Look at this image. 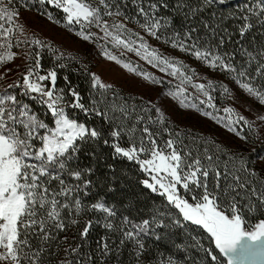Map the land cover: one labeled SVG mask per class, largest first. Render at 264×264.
<instances>
[{"label":"snow or ice","instance_id":"6c2138e0","mask_svg":"<svg viewBox=\"0 0 264 264\" xmlns=\"http://www.w3.org/2000/svg\"><path fill=\"white\" fill-rule=\"evenodd\" d=\"M33 3L39 5L42 14L50 20L53 15L48 9L59 10L68 25L80 26L77 35L83 40L93 39L94 34L86 29L92 26L101 29L115 47L135 51L149 64L160 66L162 72L180 79L181 85L191 84L206 98L200 100V104L217 108L210 95V90L215 87L211 80L207 84H193V77L187 74L186 65L181 61L160 55L144 42L142 36L137 37L140 40L138 48L134 47L136 40L132 36L137 34L129 32L123 22L110 26L105 19L131 18L148 35L159 40L158 32L173 25L171 17L161 15V9L169 7L167 0H97L96 3L92 0H33ZM214 3L221 8L228 7V0H196L195 6L189 0H178L177 11L187 22L195 20L205 7ZM18 4L27 7L29 0H0V67L18 56V52L13 51L21 44L17 33H24L18 22ZM130 5L134 8L132 17L126 12ZM241 13L236 17L242 21L237 29L239 40L236 44L240 45L237 51L245 57V65H255L254 75H250L246 67L238 70L233 65L235 53L221 51L226 42L232 41V33L221 26L225 19L232 18V13L228 17L219 15L215 25L203 23L207 35L202 41L197 38L186 44L179 38L181 34L175 32L165 42H171L173 49L179 48L182 52L190 50L192 56L209 68L235 74L233 79L239 88L264 105V85L257 87L253 82L256 77L264 79V43L253 49L241 44L252 29L257 26L264 29V0H252ZM197 31L190 27L183 35L191 41ZM32 42L45 46L39 39ZM103 54L109 60L122 63L108 51ZM24 55L29 64L22 74V82L8 86V89L20 88L22 91H0V264H40L43 246L56 240V233L79 224V218L88 212L101 215L84 221L78 232L83 244H87L94 224L101 225L118 239L117 242L105 236L97 242L98 264H106L109 257L118 259L127 244L132 245L130 255L136 264H145L141 258L146 252L147 239L160 241L163 235L158 230H186L188 223L207 233L218 254H214L212 248H205L199 238L188 234L191 243H175L176 256L161 253L156 264H204L203 258L195 261L189 255L193 249L202 250L212 264H264V178L248 167L244 157L221 149L212 141L204 143L214 145V150L192 148L185 143L187 134L170 130L158 108L159 115L154 120L146 109L138 110L127 101L117 103L115 97H106L104 92L111 85L95 74H91V88L104 92L92 96L86 103L67 76L63 78L66 87H58L57 71L42 68L39 52H25ZM123 67L137 72V68L128 63H123ZM138 74L152 83H160L149 73ZM219 87L231 96L228 87ZM168 94L183 107L200 111L196 104L185 102L188 96L184 87L177 85ZM33 105H39L42 114ZM69 109L79 110L85 117L101 118L109 125L108 135L101 128L74 118ZM223 113V117L207 111L203 115L217 123L226 121L224 126L241 140L248 139L246 133L259 137L254 124L235 108L225 107ZM258 119L264 123V113L258 114ZM123 138H127V146L119 142ZM101 144L113 150L114 159L135 162L148 176L140 183L163 197L169 211L156 209L148 218L139 221L125 215L117 222L115 206L108 205L103 199L85 203L82 197L91 196L94 188L91 178L94 169L91 166L81 168L79 159L82 154L95 159L96 149ZM109 168L114 171L111 165ZM261 171L264 172V168ZM108 190L114 191L112 187ZM33 239L38 241L37 245L32 244ZM81 246L67 250L68 255L77 256L75 261L65 259L61 264H93V254L81 253Z\"/></svg>","mask_w":264,"mask_h":264},{"label":"trees","instance_id":"16d2710c","mask_svg":"<svg viewBox=\"0 0 264 264\" xmlns=\"http://www.w3.org/2000/svg\"><path fill=\"white\" fill-rule=\"evenodd\" d=\"M93 3H96L97 0H92ZM252 0H228V7L221 8L219 4L214 3L211 6L205 7L204 10L195 18V20L185 21L182 15L177 11V3L178 0H167L169 5L168 9H161V15H167L171 17L173 21V25L167 29H161L158 32L161 39H167L172 36L175 32H179L180 39H184L186 44H191L195 42L197 38L201 41L206 37L207 31L203 28V23H209L215 25L218 22V16L223 15L228 17L229 13H232V18L225 19L222 27H227L229 32L232 33V41L226 42L222 52H230L235 53V59L232 61L233 65L238 69L242 70V66L247 68V71L250 75H254V67L253 64L251 67L245 65V57L240 54L237 49L240 45L236 44V41L239 40V36L237 33V29L239 25L242 23L239 20L238 16H240L241 10L245 7L246 4L251 3ZM189 3H192L194 6L196 4V0H189ZM19 7V12L22 13L24 11L31 10L33 12H37L42 14L43 9L40 8L39 5L33 3V0H29V4L27 7L22 5H17ZM49 12L52 13L54 19L56 21L63 22L64 16L59 10L48 9ZM56 12V14L54 13ZM127 15L132 17L134 15V8L130 5L126 10ZM46 15V14H44ZM137 19H141L137 17ZM128 21H133L131 18L126 19ZM190 27H195L198 29L197 32L193 33V38L191 41L185 39L184 33L189 30ZM264 29H260L259 26L257 28L252 29L245 37L241 44L245 48L253 49L257 48L260 43H264V35H262ZM224 35H227L225 33ZM41 57V66L46 70L55 69L58 74V87L64 88L66 87L64 77L67 76L71 81L72 86L76 87V89L81 93L84 101L89 102L92 96H98L100 92H104V90H97L91 88V71H86L80 67H77V63H72L71 60L66 59H58L54 54L50 53L49 50H43L40 53ZM195 63H199L194 57ZM67 63V64H66ZM63 64V67L60 65ZM199 69H205L207 64L204 62L197 64ZM208 71L212 73L215 71H219L220 76L223 77L224 80L217 81L215 83V87L213 90H210V95L213 96L214 101L218 104V109H223L225 107L224 101L217 100L221 93L222 88L220 85H224L226 87L229 86V89L232 88L236 84L233 79L232 73H228L227 71H221L219 69H212L207 67ZM2 73V67H0V76ZM3 77V76H2ZM22 80L14 83L7 82L4 77L0 78V91L8 89L9 85L20 83ZM257 87H261L264 85V79L256 77L253 81ZM195 84V83H193ZM217 88V89H216ZM9 91H13L19 93L22 91L20 88L8 89ZM218 90V91H217ZM199 91L193 94L194 98H198L199 100L206 99ZM104 95L108 98H116L117 103H127L130 106L136 107L139 109H146L147 114L152 116L155 120L159 113L156 112L157 107L151 104L149 101L139 98L137 96L128 94L123 90H119L111 87L109 90L104 92ZM121 97L123 99H121ZM26 102L27 98H24ZM197 99V100H198ZM38 111L40 109L39 105H33ZM73 117L80 120L81 122H85L89 126L101 128L105 135H108L109 125L102 121L101 118L95 116L85 117L83 113L79 110H71ZM140 114H144L141 112ZM224 114L221 113L218 117H223ZM47 119V117H45ZM217 122V121H216ZM223 125L226 121L221 122ZM168 127L172 131H176L183 134H187V138L185 139V143L189 144L192 148L203 150L204 147H210L214 150V145L205 144V141H212L215 145H221L218 141L212 140L206 137V140L201 141L197 135L198 133L182 131L180 128L175 127L173 124L167 123ZM238 128L240 126H237ZM255 131L257 129L255 128ZM248 135L247 140L240 139V145L242 146L243 151L240 152V156L244 157L248 161V167L257 172L258 176L264 178V172L261 171L264 168V137L259 134L257 137L254 133H246ZM236 135V134H235ZM196 138L197 140H195ZM122 146H127L128 141L127 138L121 139L119 141ZM199 143V145L197 144ZM221 149L226 150L223 146H219ZM87 151V149H86ZM97 156L95 159L90 158L87 155H81L79 159V165L81 168L85 167H93L94 175L91 177L93 180L94 188L91 196L82 197L85 203L91 204L95 202L97 199H103L108 205L115 206V210L117 212L116 221H119L121 216H128L133 220L139 221L144 218H148L152 211L156 209H163L164 211H169V206H167V202L163 197H160L157 193H152L151 190L146 189L140 183L143 179H147L145 173L139 170V166L135 164V162L128 161L125 158H113V150L110 147H106L104 145H100L96 149ZM111 165L114 168V171L109 168ZM109 187H112L114 191H109ZM172 212H175V209H171ZM101 214L88 212L83 214L80 217V223L74 226H70L64 232L56 233L57 239L52 241L49 245H45L44 251L41 254L40 264H61V261L65 259H71L75 261L77 256L75 254L68 255L67 250L75 245H82L80 247L81 253H89L91 252L94 256L93 264H98L99 255L97 253V242L100 241L103 237L108 236L111 237V240H116L118 242L117 236L112 232H107L101 225L94 224L93 228L90 230V234L87 240V244H83L78 235L79 230L83 227V223L85 220L92 218L96 219ZM163 235V239L160 241H155L152 238H149L145 241L146 244V252L145 255L141 258L145 264H156V260L160 258V254L163 253L165 255H173L176 256L177 249L174 247L175 243H191L192 241L189 239V235L197 237L201 240L202 244L205 248H212L214 254H218V250L215 249L214 243L211 242L207 233H205L198 226H193L190 223L187 224L185 229H163L158 230ZM67 237V240L64 239ZM111 240L109 242H111ZM33 245H37L38 241L35 239L32 240ZM132 245L127 244L123 248L122 254L117 259L115 257H109L106 260V264H136L135 259L130 255L132 252ZM189 255L195 261H200L202 258L204 260V264H212L209 257H206L202 250H191ZM224 258L221 257V260ZM191 264V262H189Z\"/></svg>","mask_w":264,"mask_h":264},{"label":"rangeland","instance_id":"374dc122","mask_svg":"<svg viewBox=\"0 0 264 264\" xmlns=\"http://www.w3.org/2000/svg\"><path fill=\"white\" fill-rule=\"evenodd\" d=\"M56 14V12H54ZM109 25L113 23L123 22L129 32L135 33L132 39L136 40L134 47L139 46L140 40L138 36L144 38V42L148 43L151 48L157 50L160 55L170 57L181 61L186 65L188 75L193 77L192 83H205L209 80L215 83L224 80L220 76L219 71L211 72L205 69H199V63H195L194 56L191 51L182 52L179 48L173 49L171 42H165L167 39L157 40L155 37L148 35L139 23L131 22L120 17H106ZM19 24L24 28L23 35L17 33L21 44L18 49L13 51L18 52V56L13 62H8L2 67L1 76L9 83H14L22 80V74L25 72L29 64V60L24 53H41L43 50H49L58 59L71 60L72 63H77L78 66L86 71H91L92 74L99 76L105 84L111 87L123 90L124 92L145 99L157 107L164 114L167 123L173 124L180 130L198 133L201 141L206 140V137L218 141V146H223L228 152L235 153L240 156L243 151L240 145V139L234 132H230L222 123H217L216 120L203 115V112H212L215 116L223 113V109L207 107V104H200L199 99L192 97L198 90L194 89L191 84L181 85L180 79L168 75L167 72H162L160 66H153L146 60L142 59L135 51L129 52L122 46L115 47L110 38H105L101 29L95 26L86 29L93 33L92 40H83L77 33L80 26L68 25L65 18L63 22H58L54 19H49L47 15L33 12L31 10L20 13ZM127 38V36H125ZM39 39L44 47L35 45L32 41ZM48 46H51L49 48ZM55 49L57 51H52ZM108 51L111 55H115L122 63L109 60L103 53ZM61 54H63L61 58ZM123 63H128L137 68V72H130L123 67ZM67 64V63H66ZM206 64V63H205ZM8 69H11L9 72ZM149 73L155 77L160 83H152L151 80H146L138 73ZM194 73V75H193ZM44 74V73H42ZM180 85L186 89L188 99L185 101L189 104H196L200 111L192 107H183L177 99L169 95L170 91H174L176 86ZM229 88V86H228ZM217 89V88H216ZM231 96L223 93L217 95L218 101H224L225 107H233L240 114L248 118L255 126L260 135L264 137V123L259 121L258 114L264 113V105H261L255 98L248 96L239 88L238 85L229 89ZM218 91V90H217ZM201 95V94H199ZM224 107V108H225ZM224 114V113H223ZM225 115V114H224ZM197 140L196 138H194ZM199 145V143H197ZM146 175V174H145ZM148 178V176L146 175Z\"/></svg>","mask_w":264,"mask_h":264}]
</instances>
